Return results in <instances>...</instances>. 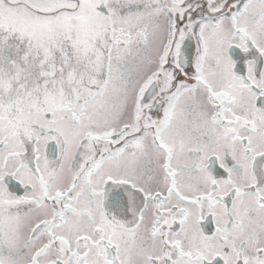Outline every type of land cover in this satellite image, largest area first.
I'll return each mask as SVG.
<instances>
[{
	"label": "snow or ice",
	"instance_id": "snow-or-ice-1",
	"mask_svg": "<svg viewBox=\"0 0 264 264\" xmlns=\"http://www.w3.org/2000/svg\"><path fill=\"white\" fill-rule=\"evenodd\" d=\"M0 264H264V0H0Z\"/></svg>",
	"mask_w": 264,
	"mask_h": 264
}]
</instances>
